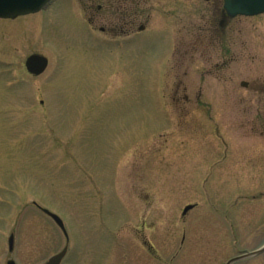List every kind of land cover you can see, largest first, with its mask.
<instances>
[{"label": "rangeland", "instance_id": "374dc122", "mask_svg": "<svg viewBox=\"0 0 264 264\" xmlns=\"http://www.w3.org/2000/svg\"><path fill=\"white\" fill-rule=\"evenodd\" d=\"M177 2L149 27L174 39L170 57L142 40L108 57L82 0L0 20V233L22 227V264L72 244L79 264H226L263 247L264 14L220 27L212 5Z\"/></svg>", "mask_w": 264, "mask_h": 264}, {"label": "flooded vegetation", "instance_id": "af4514ba", "mask_svg": "<svg viewBox=\"0 0 264 264\" xmlns=\"http://www.w3.org/2000/svg\"><path fill=\"white\" fill-rule=\"evenodd\" d=\"M170 1L171 0H82L81 10L85 15L84 21L88 26V30L92 33V35H90L91 38L89 37L88 39L90 42H95L97 47L99 46L100 48L108 50L105 52L108 53V57H116L119 53H123L125 57H137L140 40L144 42L143 46H151V49L153 48L154 50L152 52H155V54L163 57L168 54L170 57L169 47L172 44L174 45V39L170 36L167 37L164 34L165 31H155L149 28L153 25L155 16L160 17V20L161 18L172 19V14H170L171 9L167 6ZM177 1L180 2L181 0H175V2ZM203 1L208 5H212L214 15L220 13L222 18L220 27H223L224 22L230 19L223 10V2H221V9H219L220 2L218 0ZM194 6L193 9L195 10L197 4L194 3ZM171 21L172 20H170L169 27L171 26ZM96 26H98L97 29L95 28ZM183 31H185L183 26L179 29L177 28L179 37H181ZM171 32L172 29H168V34ZM95 34L97 35L95 36ZM94 38H96V41H93ZM178 41L177 44L180 45V40ZM37 209L44 216L52 220L48 214L49 212L45 209L38 206ZM57 228L64 235L66 242H68L67 234L58 226ZM86 250L89 249L87 248ZM63 251H65V253L60 264H63L65 260L69 261V264H76L78 262V256L80 262L81 260L86 261V257L82 259L85 255L81 252L79 255L77 254V258H75V254L79 251V248L75 249L74 244L64 247L54 256H57ZM0 264H22V227L16 229L5 228L2 233H0Z\"/></svg>", "mask_w": 264, "mask_h": 264}, {"label": "water", "instance_id": "95a60500", "mask_svg": "<svg viewBox=\"0 0 264 264\" xmlns=\"http://www.w3.org/2000/svg\"><path fill=\"white\" fill-rule=\"evenodd\" d=\"M55 0H0V20H14L19 17L37 14L47 9ZM223 10L226 15L233 19L236 17L251 18L264 14V0H223ZM48 65L47 60L39 55H31L25 61V69L32 76L44 73ZM242 86L246 84L242 83ZM188 206L183 213L191 210ZM54 223L65 233L62 221L54 214L48 213ZM65 251L54 256L45 264H60ZM264 253V246L255 252L243 254L229 260L226 264H233L250 257Z\"/></svg>", "mask_w": 264, "mask_h": 264}]
</instances>
